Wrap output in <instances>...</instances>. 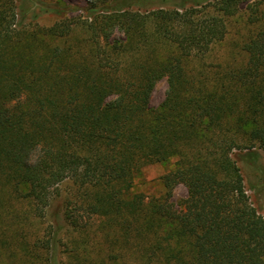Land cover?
Here are the masks:
<instances>
[{
    "label": "trees",
    "instance_id": "trees-1",
    "mask_svg": "<svg viewBox=\"0 0 264 264\" xmlns=\"http://www.w3.org/2000/svg\"><path fill=\"white\" fill-rule=\"evenodd\" d=\"M211 1L215 11L193 16ZM239 1L103 0L72 24L65 20L75 7L34 3L61 19L42 27L37 14L27 17L26 1L1 0L0 208L21 198L43 215L70 181L62 221L78 233L99 221L94 236L114 230L113 243L133 245L135 264H264V217L231 156L235 148L253 153L257 143L264 151V9L250 10L249 22L259 25L244 45V66L213 82L186 65L225 37ZM149 7L157 11H133ZM82 25L87 37L73 39ZM114 26L126 39L102 42ZM166 39L175 49L161 51ZM164 77L165 98L153 107ZM239 133L250 144L242 146ZM172 158L164 195L132 192L142 165ZM180 183L188 194L176 207L171 194ZM65 230L57 223L44 247L56 252ZM110 260L118 259L98 264Z\"/></svg>",
    "mask_w": 264,
    "mask_h": 264
},
{
    "label": "rangeland",
    "instance_id": "rangeland-1",
    "mask_svg": "<svg viewBox=\"0 0 264 264\" xmlns=\"http://www.w3.org/2000/svg\"><path fill=\"white\" fill-rule=\"evenodd\" d=\"M18 1H26L29 11L27 17L30 18L37 14L38 25L49 27L54 23H59L61 19L52 13L44 12L43 9L35 7V4L40 6L44 3L60 2L75 7L66 15L65 23L69 24L73 17L84 15L89 11V8L96 11L103 0ZM32 1L33 3H31ZM249 3L250 6H248ZM212 6V1L207 2L199 8L200 12H194L193 16L197 17V15L202 16V14L213 12ZM259 7L264 9V1H262V4H259L258 0L239 1L238 12L226 17L227 33L225 37L213 43L205 55L188 57L186 65L190 74L213 79L214 82L228 71H237L244 66L248 59V55L244 51V45L259 25V23L254 25L249 22V17L252 14L250 10L255 11ZM156 9V7L134 8L133 11L150 14L153 10L157 11ZM173 28L176 31L179 29L177 24H173ZM145 29L151 35L156 29L155 22L152 20L145 24ZM97 30L101 31L100 28H97ZM87 35L85 25L75 27L72 31L73 39L85 38ZM141 38L145 39L143 36ZM73 39L72 44L75 43ZM121 39H126V36L118 26L111 29L108 38H101L102 42L107 43H114L115 40L121 41ZM166 40L168 43L159 46L161 51L168 52L175 49L170 39ZM152 44L156 45V42H152ZM141 47L148 48L146 44ZM167 89L168 81L167 77H164L155 85L151 93L150 105L153 107L159 106L165 98ZM235 137L242 146L249 143L247 142V135L239 133ZM256 145L252 148L253 153L247 149L241 151L235 148L232 150L231 156L236 160L242 172L250 202L264 217V151L259 148L258 143ZM174 162L175 158H172L164 162L142 165L140 172L135 175L132 192L142 193L147 199L164 195L166 188L162 177L175 167ZM21 189L25 192L26 187L22 186ZM74 191L75 189L70 181L61 183L56 194L53 192L52 201L43 215L40 214L39 210H34L28 202L23 203L21 198H17L10 208H0V264H94L93 259L98 264L101 259L108 256L117 257L118 260H110L106 264H135L134 257L136 253L133 245L127 244L121 247L113 243L114 237L111 234L114 233V230L106 228L103 234L99 230L98 235L94 236L99 221H94L95 224L87 226L85 230H88V232L85 233H78L66 226V222L62 221L64 202ZM187 194L186 186L180 183L174 187L171 201L175 203L176 207H179ZM57 223L62 226V230H66L62 240L56 243L57 251L55 252L53 248L47 249L44 247V241L53 236ZM78 240H84L87 248H83L84 244H81L80 241L77 242ZM119 246L121 249H119ZM119 254H121V257ZM88 255L94 258L89 259Z\"/></svg>",
    "mask_w": 264,
    "mask_h": 264
}]
</instances>
